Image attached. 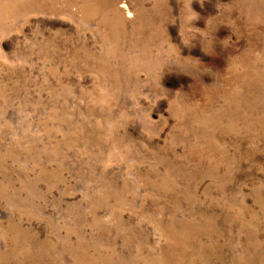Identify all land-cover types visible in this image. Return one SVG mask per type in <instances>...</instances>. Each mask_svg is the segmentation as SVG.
Instances as JSON below:
<instances>
[{"label": "rangeland", "instance_id": "rangeland-1", "mask_svg": "<svg viewBox=\"0 0 264 264\" xmlns=\"http://www.w3.org/2000/svg\"><path fill=\"white\" fill-rule=\"evenodd\" d=\"M0 264H264V0H0Z\"/></svg>", "mask_w": 264, "mask_h": 264}, {"label": "bare ground", "instance_id": "bare-ground-1", "mask_svg": "<svg viewBox=\"0 0 264 264\" xmlns=\"http://www.w3.org/2000/svg\"><path fill=\"white\" fill-rule=\"evenodd\" d=\"M125 6H127V5H125Z\"/></svg>", "mask_w": 264, "mask_h": 264}]
</instances>
